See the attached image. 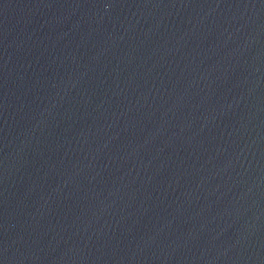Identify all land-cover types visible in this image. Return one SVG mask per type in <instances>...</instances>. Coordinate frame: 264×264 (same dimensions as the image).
Here are the masks:
<instances>
[{
	"label": "water",
	"instance_id": "obj_1",
	"mask_svg": "<svg viewBox=\"0 0 264 264\" xmlns=\"http://www.w3.org/2000/svg\"><path fill=\"white\" fill-rule=\"evenodd\" d=\"M0 264H264V0H0Z\"/></svg>",
	"mask_w": 264,
	"mask_h": 264
}]
</instances>
